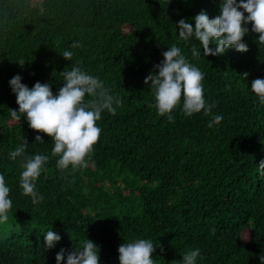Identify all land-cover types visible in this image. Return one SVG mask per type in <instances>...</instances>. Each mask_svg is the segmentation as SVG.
Returning a JSON list of instances; mask_svg holds the SVG:
<instances>
[{
  "label": "trees",
  "instance_id": "obj_1",
  "mask_svg": "<svg viewBox=\"0 0 264 264\" xmlns=\"http://www.w3.org/2000/svg\"><path fill=\"white\" fill-rule=\"evenodd\" d=\"M220 4L0 0V174L12 201L7 236L0 223V264H56L61 249L66 264L67 254L82 250L86 239L98 246L99 264H119L118 247L138 239L157 247L154 264H183V255L196 249V264H261L264 104L251 82L264 79V44L249 23L242 41L247 52L228 48L204 56L194 37L180 40L176 26L182 18L194 25L201 11L215 18ZM75 41L81 46L71 47ZM173 45L204 73V98L223 117L219 124L209 128L211 117L203 111L184 115L183 96L171 113L174 122L157 114L155 90L144 80L158 74L154 66ZM193 45L199 58L192 57ZM64 51L73 53L71 61ZM73 66L122 99L115 115L102 112L100 138L85 157L87 166L75 171L71 165L58 169L50 137L30 129L24 116L13 120L10 109H19L9 86L19 75L29 89L47 83L55 95L65 82L60 73ZM24 139L26 156L49 158L35 182L44 199L35 205L20 188L24 158L9 157ZM48 230L61 237L52 249L44 248Z\"/></svg>",
  "mask_w": 264,
  "mask_h": 264
},
{
  "label": "clouds",
  "instance_id": "obj_2",
  "mask_svg": "<svg viewBox=\"0 0 264 264\" xmlns=\"http://www.w3.org/2000/svg\"><path fill=\"white\" fill-rule=\"evenodd\" d=\"M245 13L247 15L245 16ZM194 25L180 19L176 25L180 40L188 42L190 38L199 41L204 56H217L226 49L234 48L244 53L248 47L243 38L249 32L246 27L251 23V31L258 34V42L264 44V0H221L220 14L210 19L201 11L194 18ZM210 45H215L214 48ZM78 41L71 47H80ZM193 58L201 56V50L195 45L191 48ZM65 60H72L73 53L64 51ZM163 60L154 67L157 75H148L144 83L151 81L155 90V108L159 116H167L169 122H174L171 115L183 96L182 112L186 116L203 111L210 116L208 127L219 124L223 117L212 112L214 104H208L204 98V73L193 66L181 52V48L173 45L162 53ZM60 75L64 78L63 86L57 94H53L50 85L36 82L29 89L21 83V76L15 75L9 81V86L16 97L18 111L10 109L13 120L20 121L24 116L30 129L44 133L54 142L52 155L58 156V169L65 170L71 165L72 170L86 167L85 157L90 156L93 146L98 142L101 128L97 121L101 119L103 111L116 114V107L122 104V99L110 94L103 81L73 66L69 71ZM247 73L243 74V78ZM251 91L264 104V79L257 78L251 82ZM91 97L85 100V96ZM114 105L116 107H114ZM35 142L43 144L40 135L35 136ZM28 143H23L9 153L15 160L23 157L20 174V188L24 196L31 197L32 203H40L44 197L36 191L38 177L43 165L49 159L45 155L26 156ZM259 174L264 176V159L258 165ZM10 188L6 186L5 177L0 174V223L8 220V212L12 201L8 198ZM213 233L215 229H212ZM61 237L54 231L48 230L44 235V248L52 249ZM157 247L150 240L138 239L131 243H123L118 247L119 264H154L153 253ZM161 251L163 249L161 248ZM99 249L94 242L86 239L82 250L75 249L67 254L66 264H99ZM200 250L188 251L183 255V264H196ZM56 264L65 260V250L61 249L55 256ZM264 264V256L260 257Z\"/></svg>",
  "mask_w": 264,
  "mask_h": 264
},
{
  "label": "rangeland",
  "instance_id": "obj_3",
  "mask_svg": "<svg viewBox=\"0 0 264 264\" xmlns=\"http://www.w3.org/2000/svg\"><path fill=\"white\" fill-rule=\"evenodd\" d=\"M2 224L4 225V233L3 234H4V236H7L10 233L12 222L9 221V218H8L7 222L2 223Z\"/></svg>",
  "mask_w": 264,
  "mask_h": 264
}]
</instances>
